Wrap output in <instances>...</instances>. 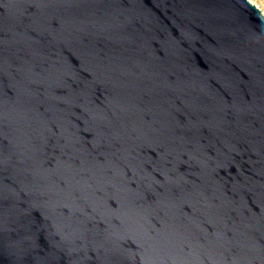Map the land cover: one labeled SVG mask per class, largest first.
Returning <instances> with one entry per match:
<instances>
[{"label": "water", "instance_id": "95a60500", "mask_svg": "<svg viewBox=\"0 0 264 264\" xmlns=\"http://www.w3.org/2000/svg\"><path fill=\"white\" fill-rule=\"evenodd\" d=\"M0 264H264L260 11L0 0Z\"/></svg>", "mask_w": 264, "mask_h": 264}, {"label": "rangeland", "instance_id": "374dc122", "mask_svg": "<svg viewBox=\"0 0 264 264\" xmlns=\"http://www.w3.org/2000/svg\"><path fill=\"white\" fill-rule=\"evenodd\" d=\"M250 2L260 11L264 20V0H250Z\"/></svg>", "mask_w": 264, "mask_h": 264}, {"label": "bare ground", "instance_id": "6f19581e", "mask_svg": "<svg viewBox=\"0 0 264 264\" xmlns=\"http://www.w3.org/2000/svg\"><path fill=\"white\" fill-rule=\"evenodd\" d=\"M250 2V0H248ZM251 3V2H250Z\"/></svg>", "mask_w": 264, "mask_h": 264}]
</instances>
